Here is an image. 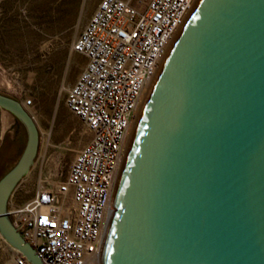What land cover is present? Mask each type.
Here are the masks:
<instances>
[{
	"label": "water",
	"instance_id": "95a60500",
	"mask_svg": "<svg viewBox=\"0 0 264 264\" xmlns=\"http://www.w3.org/2000/svg\"><path fill=\"white\" fill-rule=\"evenodd\" d=\"M26 141L0 177V236L46 264L7 202L38 150L36 123L0 92ZM99 264H264V0H196L134 124Z\"/></svg>",
	"mask_w": 264,
	"mask_h": 264
},
{
	"label": "built area",
	"instance_id": "2783aa9c",
	"mask_svg": "<svg viewBox=\"0 0 264 264\" xmlns=\"http://www.w3.org/2000/svg\"><path fill=\"white\" fill-rule=\"evenodd\" d=\"M195 1L99 0L71 43L85 62L67 86L64 102L89 139L75 151L65 176L55 164L38 174L31 197L16 202L12 192L7 202L13 226L46 264L97 259L130 125ZM21 103L33 105L30 98ZM10 248L13 264H29Z\"/></svg>",
	"mask_w": 264,
	"mask_h": 264
},
{
	"label": "rangeland",
	"instance_id": "374dc122",
	"mask_svg": "<svg viewBox=\"0 0 264 264\" xmlns=\"http://www.w3.org/2000/svg\"><path fill=\"white\" fill-rule=\"evenodd\" d=\"M98 1L0 0V92L19 101L32 100L28 109L39 135L34 162L13 191L16 202L31 197L38 174L55 164L65 176L75 151L89 139L90 132L70 112L64 99L67 86L85 62L81 53L71 51V43ZM25 141L23 126L0 108V177L17 161ZM13 255L7 244L0 245V264H13Z\"/></svg>",
	"mask_w": 264,
	"mask_h": 264
},
{
	"label": "bare ground",
	"instance_id": "6f19581e",
	"mask_svg": "<svg viewBox=\"0 0 264 264\" xmlns=\"http://www.w3.org/2000/svg\"><path fill=\"white\" fill-rule=\"evenodd\" d=\"M180 28V27H179ZM179 30V29H178ZM177 30V31H178ZM177 33V32H176ZM176 35V34H175ZM175 37V36H174ZM174 39V38H173ZM172 39V40H173ZM172 42V41H171ZM155 77V76H154ZM154 79V78H153ZM153 81V80H152ZM152 81L150 82V84L148 85V87H147V92H148V89H149V87H150V85H151V83H152ZM6 84V83H5ZM147 94V93H146ZM146 96V95H145ZM28 111H29V109L28 108H26ZM131 136V135H130ZM130 139V138H129ZM129 139H128V142H129ZM127 145H128V143H127ZM127 148V147H126ZM89 264H99V260H98V258L97 259H91L90 261H89Z\"/></svg>",
	"mask_w": 264,
	"mask_h": 264
}]
</instances>
